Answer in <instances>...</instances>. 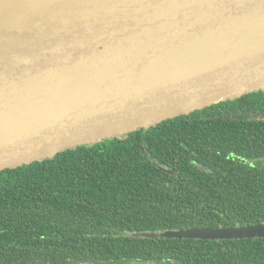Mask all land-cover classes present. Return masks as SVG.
<instances>
[{"label":"water","instance_id":"obj_1","mask_svg":"<svg viewBox=\"0 0 264 264\" xmlns=\"http://www.w3.org/2000/svg\"><path fill=\"white\" fill-rule=\"evenodd\" d=\"M258 90L264 0H0V171ZM138 235L264 238V223Z\"/></svg>","mask_w":264,"mask_h":264},{"label":"trees","instance_id":"obj_2","mask_svg":"<svg viewBox=\"0 0 264 264\" xmlns=\"http://www.w3.org/2000/svg\"><path fill=\"white\" fill-rule=\"evenodd\" d=\"M256 223L262 90L0 171V264H264V238L138 235Z\"/></svg>","mask_w":264,"mask_h":264},{"label":"rangeland","instance_id":"obj_3","mask_svg":"<svg viewBox=\"0 0 264 264\" xmlns=\"http://www.w3.org/2000/svg\"><path fill=\"white\" fill-rule=\"evenodd\" d=\"M128 264H137L135 261H130ZM144 264H149V263H144Z\"/></svg>","mask_w":264,"mask_h":264}]
</instances>
